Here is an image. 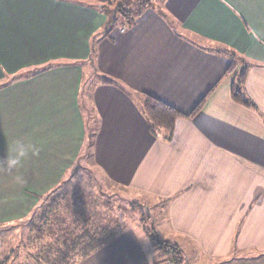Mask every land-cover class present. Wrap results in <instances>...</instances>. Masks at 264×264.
<instances>
[{
  "label": "crops",
  "instance_id": "obj_1",
  "mask_svg": "<svg viewBox=\"0 0 264 264\" xmlns=\"http://www.w3.org/2000/svg\"><path fill=\"white\" fill-rule=\"evenodd\" d=\"M109 1L0 0V226L63 182L90 125L95 167L152 200L157 238L185 263L264 264V0H162L107 27ZM233 62L254 107L232 98ZM209 91L173 133H151L142 93L190 114ZM162 253L135 226L77 264L170 263Z\"/></svg>",
  "mask_w": 264,
  "mask_h": 264
},
{
  "label": "rangeland",
  "instance_id": "obj_2",
  "mask_svg": "<svg viewBox=\"0 0 264 264\" xmlns=\"http://www.w3.org/2000/svg\"><path fill=\"white\" fill-rule=\"evenodd\" d=\"M122 1L116 0L112 5L107 4L106 7L111 12L113 10H132L142 2V4L148 3L151 8H156L162 0H157L152 5L153 0H138L140 2L132 0L133 3L130 0ZM116 17L121 19L120 15L114 14L111 22ZM115 24H118V21ZM91 74L92 71L89 75ZM88 85L89 83H87V87ZM83 102L84 100L81 103L82 107H84ZM84 114L87 121L92 120L93 114L89 106L88 111H85ZM95 166L92 147L87 145L85 152L75 163L71 172L55 189L40 198L33 213L24 221L17 222L13 226H0V262L7 260L6 264H45L44 258L49 252L51 257L56 254H53L50 247L53 250L57 248L55 244L58 236H61L59 231L75 228V231H72V239H74L87 229L82 221H87L90 228L119 226L126 230L145 225L152 228L153 217L149 206V201L152 200L144 196L139 197L110 182ZM54 204L56 205L54 206ZM152 212L154 218H159L161 215L157 209H152ZM45 215L48 216L46 220L44 219ZM158 236L162 240L160 232ZM163 252L167 253L165 250ZM158 262V264L169 263L164 258Z\"/></svg>",
  "mask_w": 264,
  "mask_h": 264
},
{
  "label": "trees",
  "instance_id": "obj_3",
  "mask_svg": "<svg viewBox=\"0 0 264 264\" xmlns=\"http://www.w3.org/2000/svg\"><path fill=\"white\" fill-rule=\"evenodd\" d=\"M116 0H110L108 5H112ZM125 1V0H123ZM122 1V2H123ZM132 1V0H130ZM121 2V3H122ZM134 1H132L133 3ZM137 2H140L137 0ZM144 5V6H143ZM147 4H142V2L134 9L132 10H113L112 12L107 9V5H105L103 10L106 12V14L109 15L110 20L107 23V27L115 24L118 20H123V22H126V24H133L136 19L142 14V12L146 9ZM130 6V5H129ZM114 14L120 15L119 19L116 17V19L112 21V18ZM99 35L96 36L93 39L92 42V54L90 58V62L92 64V74L89 76V79L87 82L90 85V82L98 76V69L96 67L95 63V57H96V51H97V39ZM231 57L234 59V55L229 53ZM241 62V61H240ZM245 64V63H244ZM240 65V69L238 70L235 80L231 87V95L235 102L254 107L253 103L247 98V96L244 93V85L247 79L248 75V67L245 65L237 64V62H233V64L229 67L227 74L232 73L236 70L237 66ZM48 68H51L49 66ZM103 84H110L119 86L120 85L107 77H101ZM212 91H209L208 94L199 102V104L195 107V109L190 114H185L175 107L163 102L162 100L149 95L147 93H142L141 96L143 98V106L142 111L144 116L147 118L149 124H150V130L153 135H156V132L159 130H164L169 133H173L175 130V124L177 120L181 118H192L195 116L204 106L207 98L211 94ZM88 130V147L91 145L93 146V139H94V132L95 129L92 128L90 125L87 127ZM90 143V144H89ZM47 198V197H46ZM56 204H54L55 206ZM52 209V208H51ZM49 215V214H48ZM47 215H45L44 219H47ZM149 218V217H148ZM30 223V222H29ZM83 225L87 227L85 231L81 235L76 236L73 238V232L75 231V228H67V231L65 229H61L59 232H61V236H58L56 249H52L54 256L51 257V254H47L44 258L46 261L45 264H77L79 261L84 260L94 254L95 252L102 249L104 246L112 242L114 239H116L120 234L123 233L125 229L120 228L119 226H104V227H92L90 228L87 224V221H82ZM145 223V222H143ZM46 224V223H45ZM45 226V225H44ZM80 226V223H79ZM73 231V232H72ZM144 231L147 233V235L150 237L152 243L156 245L160 250L169 251L173 257L171 259V263L177 262V264H186L184 261V257L182 256L181 252L177 248V246L169 243V242H162L159 241V239L156 236V233L153 228H149L148 226H144ZM39 261H42L41 259H38ZM7 260L0 262V264H6Z\"/></svg>",
  "mask_w": 264,
  "mask_h": 264
},
{
  "label": "built area",
  "instance_id": "obj_4",
  "mask_svg": "<svg viewBox=\"0 0 264 264\" xmlns=\"http://www.w3.org/2000/svg\"><path fill=\"white\" fill-rule=\"evenodd\" d=\"M172 264V263H171ZM173 264H177V262L175 261V262H173Z\"/></svg>",
  "mask_w": 264,
  "mask_h": 264
}]
</instances>
